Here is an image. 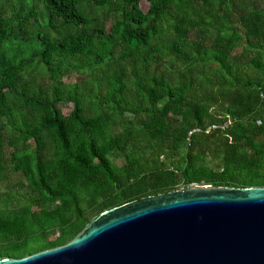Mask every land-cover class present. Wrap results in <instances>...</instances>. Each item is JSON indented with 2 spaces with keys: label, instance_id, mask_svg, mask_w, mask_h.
Listing matches in <instances>:
<instances>
[{
  "label": "trees",
  "instance_id": "trees-1",
  "mask_svg": "<svg viewBox=\"0 0 264 264\" xmlns=\"http://www.w3.org/2000/svg\"><path fill=\"white\" fill-rule=\"evenodd\" d=\"M0 185V260L140 198L264 187V0H0Z\"/></svg>",
  "mask_w": 264,
  "mask_h": 264
},
{
  "label": "water",
  "instance_id": "water-1",
  "mask_svg": "<svg viewBox=\"0 0 264 264\" xmlns=\"http://www.w3.org/2000/svg\"><path fill=\"white\" fill-rule=\"evenodd\" d=\"M0 264H264V187L140 198L100 213L63 246Z\"/></svg>",
  "mask_w": 264,
  "mask_h": 264
},
{
  "label": "rangeland",
  "instance_id": "rangeland-1",
  "mask_svg": "<svg viewBox=\"0 0 264 264\" xmlns=\"http://www.w3.org/2000/svg\"><path fill=\"white\" fill-rule=\"evenodd\" d=\"M144 6H146V5H144ZM144 6H143V7H144ZM144 9H145V7H144ZM69 108H70V106H61V110H62V112L65 113V114L69 111ZM4 188H5L4 185H0V190H1V191H3Z\"/></svg>",
  "mask_w": 264,
  "mask_h": 264
},
{
  "label": "built area",
  "instance_id": "built-area-1",
  "mask_svg": "<svg viewBox=\"0 0 264 264\" xmlns=\"http://www.w3.org/2000/svg\"><path fill=\"white\" fill-rule=\"evenodd\" d=\"M213 129L216 128L215 126L212 127ZM191 134V133H190Z\"/></svg>",
  "mask_w": 264,
  "mask_h": 264
}]
</instances>
